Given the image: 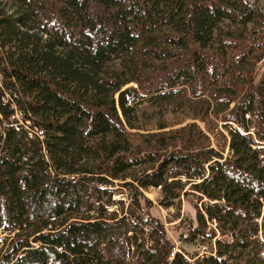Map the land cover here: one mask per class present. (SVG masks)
<instances>
[{
    "label": "trees",
    "instance_id": "1",
    "mask_svg": "<svg viewBox=\"0 0 264 264\" xmlns=\"http://www.w3.org/2000/svg\"><path fill=\"white\" fill-rule=\"evenodd\" d=\"M0 264H264V12L0 0Z\"/></svg>",
    "mask_w": 264,
    "mask_h": 264
},
{
    "label": "rangeland",
    "instance_id": "2",
    "mask_svg": "<svg viewBox=\"0 0 264 264\" xmlns=\"http://www.w3.org/2000/svg\"><path fill=\"white\" fill-rule=\"evenodd\" d=\"M250 7L258 12H264V0H244ZM123 78L129 83L128 87H138L137 79H134V76L131 75L129 78L123 76ZM173 119L166 118L163 120H148L147 117L141 118L139 122L135 123L132 127L129 128V132L133 135L142 137L143 140H156L159 138H168L170 136H174L181 129L185 128L188 124H195L189 122L187 125L183 126H173ZM202 129L204 126L201 124H197ZM171 126V127H169ZM169 127V128H167ZM148 199H150L155 205H159L161 201V196L158 191H149L146 193ZM122 201H127L126 198L120 197ZM154 215L159 217L166 226L167 234L172 243L180 248L181 242L179 241V235L181 229H186L190 225L195 224V212L192 208L191 203H184L181 218L177 219L176 213L174 210H164L159 208L157 211L154 210ZM178 229V227H180ZM186 239V238H185ZM193 250V249H192Z\"/></svg>",
    "mask_w": 264,
    "mask_h": 264
},
{
    "label": "built area",
    "instance_id": "3",
    "mask_svg": "<svg viewBox=\"0 0 264 264\" xmlns=\"http://www.w3.org/2000/svg\"><path fill=\"white\" fill-rule=\"evenodd\" d=\"M204 250H206V248H204Z\"/></svg>",
    "mask_w": 264,
    "mask_h": 264
}]
</instances>
